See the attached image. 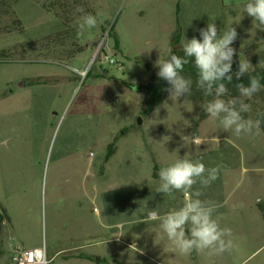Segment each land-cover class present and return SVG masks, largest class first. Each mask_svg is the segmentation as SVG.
Listing matches in <instances>:
<instances>
[{
    "label": "rangeland",
    "instance_id": "374dc122",
    "mask_svg": "<svg viewBox=\"0 0 264 264\" xmlns=\"http://www.w3.org/2000/svg\"><path fill=\"white\" fill-rule=\"evenodd\" d=\"M45 1L0 5V212L8 217L0 264H11L15 246L44 247L47 264H211L195 251L180 254L158 229L160 210L185 200L182 191H156L159 171L178 158L202 159L231 183L228 192L264 194V133L237 137L205 113L195 139L190 124L203 104L168 92L143 117L135 87L148 83L177 25L181 50L209 22L218 35L231 25L235 55L264 68L246 0H75L97 18L82 33L77 23L64 30L42 10ZM246 103L254 120L257 106ZM109 144L115 151L104 161ZM253 239L242 264H264V231Z\"/></svg>",
    "mask_w": 264,
    "mask_h": 264
},
{
    "label": "clouds",
    "instance_id": "9594fccd",
    "mask_svg": "<svg viewBox=\"0 0 264 264\" xmlns=\"http://www.w3.org/2000/svg\"><path fill=\"white\" fill-rule=\"evenodd\" d=\"M76 11L84 13L80 6H77ZM243 12L253 18L258 29L264 31V0H246ZM96 25V16L85 13L79 18L78 30L82 33ZM199 34L202 39L192 37L182 41L183 56L173 54L169 47L168 58H159L156 62L159 69L157 76L171 86L168 89L170 98L177 100L191 93L193 80L186 78L182 72L190 59L194 58V65L198 69L196 87L203 91L205 97H212L203 103V111L210 118L217 119L225 132L231 131L237 137L242 134L259 135L261 119H246L243 115L251 111V105L245 100H251L264 88L259 76L249 75L247 85L236 84L238 97L223 98L228 93L225 81L230 83L233 79L232 65L236 50L232 44L238 35L236 29L230 25L218 35L215 23L209 22L206 28L199 30ZM255 70L247 59L240 60L235 76L239 80ZM261 116L264 117V113ZM196 143L201 144L202 141L197 140ZM218 176V167L207 168L202 159L193 160L187 157L178 158L159 171L160 184L156 189L158 193L167 196H172L177 191L185 193L182 206L159 217L160 229L180 254L188 255L193 251L220 254L234 246L230 239L231 228H222L218 219L214 218L215 203L201 200L200 190L190 194L197 183L208 187Z\"/></svg>",
    "mask_w": 264,
    "mask_h": 264
},
{
    "label": "trees",
    "instance_id": "16d2710c",
    "mask_svg": "<svg viewBox=\"0 0 264 264\" xmlns=\"http://www.w3.org/2000/svg\"><path fill=\"white\" fill-rule=\"evenodd\" d=\"M2 1L3 0H0V5L3 3ZM18 1L19 0H14V2H18ZM77 6L82 7L84 9V13L77 12L76 11ZM41 7H42V10H44L46 13H52L53 16L60 21V24L62 25L64 30H66L67 25L71 23L78 24L79 18L85 13H90L92 15H95V13L91 9L89 10L88 8H85L83 4H79L75 2V0H72V1L71 0H46L45 3H42ZM14 24H15L14 28L16 30L21 28V23L19 21H15ZM1 29L2 28H0V30ZM259 31H260V40L264 42V31L260 29ZM110 33L113 37L114 47L117 49L119 46V43H118V39L116 35L114 34V31L112 30V28L109 31V34ZM180 41H181V30H180L179 25H177L170 38L169 47L172 48L173 54L178 55V56H183L184 55L183 50L178 48ZM5 56H6L5 52L1 51L0 58L4 59ZM166 58H168V52L165 55L164 59ZM239 61H240L239 58L236 55H234L233 65H232L233 79L230 83L225 81V83H227L228 85V93L226 94L225 97H223L224 99L238 97L239 92L237 88L235 87V85L238 83H244L245 85H247L249 75L259 76L261 84L264 85V68L256 69L255 72H250L246 74L245 76L240 77L238 80L235 76V72L238 71ZM150 70H151V75H150L148 83L143 86L135 87L136 92L143 94V99L141 102V109H140V115L143 117L149 116L151 112L160 105L164 96L169 92L168 89L171 87L167 81L157 76V72L159 71L158 67L150 69ZM182 75H184L186 78L190 77L193 80L191 93L189 95L182 96L183 98H185L186 100L190 102L200 103V104H203L206 100L212 99V97H205L203 94V91L196 87L195 81L197 79L198 69L194 65V58H191L189 63L184 66ZM100 77H103V76L101 75ZM251 100L253 104L255 105V107L257 106L256 112L254 115V120L261 119L260 130L262 133H264V117L261 116V113H264V88H262L260 92L255 94ZM246 101L248 102L249 100L246 99L245 102ZM243 115L245 117V113ZM205 118H206L205 112L202 111L199 115V119L197 121L191 122L190 129L192 131V136L194 138H196V128L198 127L200 120L205 119ZM114 149H115L114 144H109L107 146V151L105 154L106 160H108L113 155L115 151ZM153 176L156 177L155 175ZM259 210L261 211L263 220H264V206H259ZM4 222H8V217L5 214V210H1L0 212V234H1ZM79 257L87 258V257H82V256H79ZM97 262H99V260H97Z\"/></svg>",
    "mask_w": 264,
    "mask_h": 264
},
{
    "label": "crops",
    "instance_id": "0c3cea01",
    "mask_svg": "<svg viewBox=\"0 0 264 264\" xmlns=\"http://www.w3.org/2000/svg\"><path fill=\"white\" fill-rule=\"evenodd\" d=\"M230 184L226 178L217 179V183L214 181L210 186L204 187V192L201 191L202 195L200 199L215 203L216 211L214 212V218L218 219L222 228H231L232 234L230 239H232L234 246L231 250L220 254H214L209 251H195L197 260L208 259V262L211 264H242L248 259L241 255V251L247 244V241L254 240L253 237L256 232L264 231V220L259 210V206H264V194H259L254 189H251L248 197L245 192L232 194L228 192L232 189L228 188ZM197 190L200 189L196 184L193 186L190 194ZM183 202L180 201L168 209H161L157 217L159 218L168 211L179 208ZM152 215L154 216L155 214ZM152 215H149V218ZM158 229H160L159 226ZM78 259L86 260L83 258Z\"/></svg>",
    "mask_w": 264,
    "mask_h": 264
},
{
    "label": "built area",
    "instance_id": "2783aa9c",
    "mask_svg": "<svg viewBox=\"0 0 264 264\" xmlns=\"http://www.w3.org/2000/svg\"><path fill=\"white\" fill-rule=\"evenodd\" d=\"M109 64H115V62L110 59ZM118 70L121 67L118 66ZM46 253L44 247L24 249L20 246H15L11 254V264H47Z\"/></svg>",
    "mask_w": 264,
    "mask_h": 264
},
{
    "label": "water",
    "instance_id": "95a60500",
    "mask_svg": "<svg viewBox=\"0 0 264 264\" xmlns=\"http://www.w3.org/2000/svg\"><path fill=\"white\" fill-rule=\"evenodd\" d=\"M140 122H141V121H140V118H138V119H137V123L140 124Z\"/></svg>",
    "mask_w": 264,
    "mask_h": 264
},
{
    "label": "flooded vegetation",
    "instance_id": "af4514ba",
    "mask_svg": "<svg viewBox=\"0 0 264 264\" xmlns=\"http://www.w3.org/2000/svg\"><path fill=\"white\" fill-rule=\"evenodd\" d=\"M104 161H107V160L105 159V157H104Z\"/></svg>",
    "mask_w": 264,
    "mask_h": 264
}]
</instances>
